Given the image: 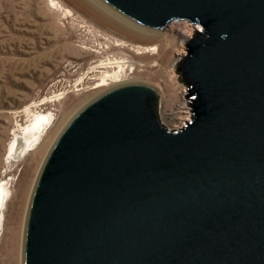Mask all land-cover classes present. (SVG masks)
Segmentation results:
<instances>
[{"label":"water","instance_id":"water-1","mask_svg":"<svg viewBox=\"0 0 264 264\" xmlns=\"http://www.w3.org/2000/svg\"><path fill=\"white\" fill-rule=\"evenodd\" d=\"M129 20L196 28L174 71L190 121L156 90L101 91L54 140L22 264H264V0H100Z\"/></svg>","mask_w":264,"mask_h":264},{"label":"rangeland","instance_id":"rangeland-1","mask_svg":"<svg viewBox=\"0 0 264 264\" xmlns=\"http://www.w3.org/2000/svg\"><path fill=\"white\" fill-rule=\"evenodd\" d=\"M146 29L160 33V37L154 42L125 40L96 25L68 0H0V181L7 180L11 191L0 227V264H9L14 234L18 254L11 264H22L28 204L54 140L87 102L108 88L96 87L105 68L88 72L89 66L105 57L133 61L126 68L124 81L156 90L158 119L165 128L179 129L190 118L183 96L185 87L177 81L178 73L173 67L185 54L183 41L194 29L188 22ZM118 39L130 42L133 48L114 45ZM136 44H154L157 48L152 54L137 53ZM61 92L60 98L54 97ZM43 98L46 101L37 110L49 111L54 117L48 130L52 142L45 140L38 152L29 151L21 159L7 158L5 151L13 130L29 120L22 109L27 105L33 109V104Z\"/></svg>","mask_w":264,"mask_h":264},{"label":"bare ground","instance_id":"bare-ground-1","mask_svg":"<svg viewBox=\"0 0 264 264\" xmlns=\"http://www.w3.org/2000/svg\"><path fill=\"white\" fill-rule=\"evenodd\" d=\"M68 1H70L71 3L73 2L78 8H80L81 12L86 14L90 18V20L96 23V25H100L104 27V29L107 30L108 32L114 33L115 35L122 37L125 40L130 39L137 42H154L160 37V33L154 32L152 30L148 31V29L144 30V27L142 28L140 27L141 25L139 26L138 24L137 25L133 24L132 23L133 21L132 22L128 21L127 19H125L124 16L118 14L115 10L111 11V8L105 6L106 4L102 3L99 0H68ZM51 4L57 6L56 1L55 2L51 1ZM57 7L61 8V5L58 4ZM64 11L66 13H70L67 8H65ZM181 22L184 23L185 21H181ZM181 22H178V20L176 19V20H172L169 23L172 25V23L179 24ZM189 25L193 27V29L195 30L196 28L195 25H191L190 23ZM118 40L119 42H115L114 45L123 44L126 46L129 45L130 48H133V45L130 42L120 39ZM135 46L137 47V53H140L141 51H147V52H151L152 54L155 53V50L157 48L156 45L154 44H149L146 46L136 44ZM140 49H144V50H140ZM96 52L101 53V51H96ZM132 64L133 61L131 62V60H127V59L118 60L116 57L113 58L105 57V59L100 60L98 63L89 66L87 71L90 72V71H95L97 68H102V67L105 68L103 71L101 70V75L99 78L100 82L97 84L96 87H101V88L108 87L107 89H110L120 84L126 83L124 81L126 75V68H128V66L131 67L130 65ZM62 93L63 92L55 94L54 97L60 98V96H62ZM45 101H46L45 98H43L42 100L35 102L33 104L34 106L33 109H31V106L29 105L25 106L22 109L24 111L23 113L29 116V120L28 122L26 121L27 123L23 125L22 124L17 125V128L13 130V136L12 138H10V141L8 142L7 150L5 151L7 158H10L12 160H17V159H21V157L25 156L29 151H34V153H36L41 149L45 140L49 141L53 137L50 136V132H48L50 127H52L54 121V117L52 113L49 111L44 112L37 110V106L43 104ZM51 140L50 143L52 142ZM10 197H11V191L8 186V181L7 180L0 181V227L2 225V220H3L2 217L3 210L6 206V203L9 201ZM16 237L17 235L14 234L13 242L10 241L11 255H9L10 256L9 264H11V262H14L16 260V255L18 254L17 243L15 242ZM21 263H22V259H21Z\"/></svg>","mask_w":264,"mask_h":264},{"label":"built area","instance_id":"built-area-1","mask_svg":"<svg viewBox=\"0 0 264 264\" xmlns=\"http://www.w3.org/2000/svg\"><path fill=\"white\" fill-rule=\"evenodd\" d=\"M174 20H176V19H174ZM178 20V19H177ZM179 21H185V22H189L188 20H179ZM190 23V22H189ZM191 24V23H190ZM191 25H195V24H191ZM196 26V25H195ZM190 119H191V117L189 118V119H186L187 121H190ZM185 125V123L184 124H182V126H184ZM181 126V127H182ZM180 128V127H179ZM178 129V128H177Z\"/></svg>","mask_w":264,"mask_h":264}]
</instances>
